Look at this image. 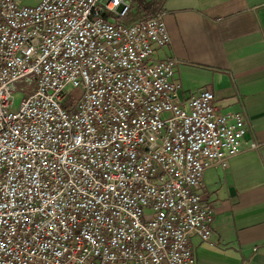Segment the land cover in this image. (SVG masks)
Listing matches in <instances>:
<instances>
[{
	"label": "built area",
	"instance_id": "obj_1",
	"mask_svg": "<svg viewBox=\"0 0 264 264\" xmlns=\"http://www.w3.org/2000/svg\"><path fill=\"white\" fill-rule=\"evenodd\" d=\"M131 6L0 0V264H197L190 238L211 241L199 191L245 118L183 98L164 11Z\"/></svg>",
	"mask_w": 264,
	"mask_h": 264
},
{
	"label": "crops",
	"instance_id": "obj_2",
	"mask_svg": "<svg viewBox=\"0 0 264 264\" xmlns=\"http://www.w3.org/2000/svg\"><path fill=\"white\" fill-rule=\"evenodd\" d=\"M162 10L171 42L156 58L179 61L182 97L211 91L218 111L241 113L247 127L246 150L204 174L213 232L209 243L190 238L196 263L264 264V0H164Z\"/></svg>",
	"mask_w": 264,
	"mask_h": 264
},
{
	"label": "trees",
	"instance_id": "obj_3",
	"mask_svg": "<svg viewBox=\"0 0 264 264\" xmlns=\"http://www.w3.org/2000/svg\"><path fill=\"white\" fill-rule=\"evenodd\" d=\"M164 0H132L131 11L124 23L129 25L156 15L162 10Z\"/></svg>",
	"mask_w": 264,
	"mask_h": 264
},
{
	"label": "rangeland",
	"instance_id": "obj_4",
	"mask_svg": "<svg viewBox=\"0 0 264 264\" xmlns=\"http://www.w3.org/2000/svg\"><path fill=\"white\" fill-rule=\"evenodd\" d=\"M19 1V3L21 4V5H25V6H34L33 4L37 1V0H18ZM23 93H16L15 95H14V103H13V110L14 111H18V109H19V107H20V104H21V101H22V99H23ZM70 103H71V101H70ZM69 103L68 102H66L64 105H63V107L64 108H66L67 107V105H68Z\"/></svg>",
	"mask_w": 264,
	"mask_h": 264
},
{
	"label": "snow or ice",
	"instance_id": "obj_5",
	"mask_svg": "<svg viewBox=\"0 0 264 264\" xmlns=\"http://www.w3.org/2000/svg\"><path fill=\"white\" fill-rule=\"evenodd\" d=\"M116 2H119V0H116Z\"/></svg>",
	"mask_w": 264,
	"mask_h": 264
}]
</instances>
